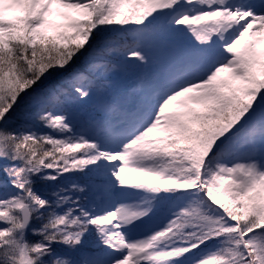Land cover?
<instances>
[{
    "label": "snow or ice",
    "instance_id": "snow-or-ice-1",
    "mask_svg": "<svg viewBox=\"0 0 264 264\" xmlns=\"http://www.w3.org/2000/svg\"><path fill=\"white\" fill-rule=\"evenodd\" d=\"M0 264H264V0H0Z\"/></svg>",
    "mask_w": 264,
    "mask_h": 264
},
{
    "label": "trees",
    "instance_id": "trees-1",
    "mask_svg": "<svg viewBox=\"0 0 264 264\" xmlns=\"http://www.w3.org/2000/svg\"><path fill=\"white\" fill-rule=\"evenodd\" d=\"M134 79H135V77H133L132 75L127 74V73H122L121 71L118 73L117 76H115L113 78L116 85H118L117 82H119L120 80L124 81L123 89L118 90L120 92H123L126 88L130 87ZM90 107H93L92 103H91V105L89 104L88 106H86V108H81L80 111L77 113V115L79 117L83 116L84 118H86L88 116V112H89Z\"/></svg>",
    "mask_w": 264,
    "mask_h": 264
},
{
    "label": "rangeland",
    "instance_id": "rangeland-1",
    "mask_svg": "<svg viewBox=\"0 0 264 264\" xmlns=\"http://www.w3.org/2000/svg\"><path fill=\"white\" fill-rule=\"evenodd\" d=\"M122 73H127V74H130V75H132L133 77H134V75L132 74V72L131 71H128V72H125V71H121ZM117 86H118V88H117V90H122L123 89V87H124V81H119V82H117ZM90 105H91V103H89ZM89 104H87V105H85V106H83L82 108H86V106H88ZM90 115H94V105H93V107H90V109H89V112H88V116H90ZM87 116V117H88ZM79 117V116H78ZM86 117V118H87Z\"/></svg>",
    "mask_w": 264,
    "mask_h": 264
}]
</instances>
